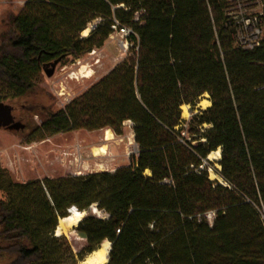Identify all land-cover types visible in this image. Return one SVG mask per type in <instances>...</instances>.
<instances>
[{"label": "trees", "instance_id": "16d2710c", "mask_svg": "<svg viewBox=\"0 0 264 264\" xmlns=\"http://www.w3.org/2000/svg\"><path fill=\"white\" fill-rule=\"evenodd\" d=\"M230 4L25 1L0 34V91L9 90L8 98L32 91L55 61L101 47L115 18L133 31L128 56L48 112L32 133L109 128L121 135L129 122L137 154L113 172L27 182L0 168L5 264H59L71 249L54 234L58 219L92 205L106 217L79 221L86 241L79 254L108 241L104 264H264V34L252 49L237 46L235 36L247 16H256L264 33V0L254 3L253 15ZM204 94L210 105L184 120L181 106H194ZM217 149L219 175L229 186L199 168Z\"/></svg>", "mask_w": 264, "mask_h": 264}, {"label": "rangeland", "instance_id": "374dc122", "mask_svg": "<svg viewBox=\"0 0 264 264\" xmlns=\"http://www.w3.org/2000/svg\"><path fill=\"white\" fill-rule=\"evenodd\" d=\"M25 1L0 0V34L7 31L11 20L21 11ZM257 1L232 0L230 7L231 10H237V13L240 10L241 13L253 15L259 9L257 5L252 7ZM86 29L87 34L83 35L81 32L82 37L89 34L90 25ZM94 50V53L86 52L77 58L67 57L58 61L50 75L41 72L34 89L24 96L8 98L11 94L9 90L0 91L1 97L7 95L1 102L11 107L14 121L23 125V128L17 129L0 127V168L14 182L96 171L113 172L119 167L127 166L130 157L137 154V145L129 122L123 123L121 135H116L109 128L93 131L79 129L53 134L36 130L32 133L40 126L48 112L64 108L73 98L86 91L128 56V50L125 52L120 48L115 33L110 35L101 47ZM204 100H208V94L200 96L192 107H181V117L188 120L192 114L205 109L202 104ZM106 129L112 133V139L108 141L104 139ZM216 151L220 153V149ZM218 160L207 156L201 164L206 169L208 178L217 183L223 180L219 175ZM88 214L106 217L95 205L85 210L81 219ZM77 225L63 234V241L69 245L71 252L62 256L59 264H82L88 254H79L86 241L84 235L76 230ZM0 264L5 263L0 259Z\"/></svg>", "mask_w": 264, "mask_h": 264}, {"label": "built area", "instance_id": "2783aa9c", "mask_svg": "<svg viewBox=\"0 0 264 264\" xmlns=\"http://www.w3.org/2000/svg\"><path fill=\"white\" fill-rule=\"evenodd\" d=\"M139 19V13H135L134 20L137 21ZM98 20L93 21V23L90 24L91 29L95 27ZM241 26L237 29L236 32V43L237 46H239L242 49H252L259 45L260 39L263 36V30L260 28L258 24V19L256 16H247L243 17L240 20ZM112 35L115 33L118 36V43L120 48L123 51L129 50V47L131 43L129 42V35L133 33L132 29L130 27L121 25L120 22L117 19H113L112 25H111ZM109 35V36H110ZM95 50L92 49L90 53H94ZM199 168H203V165H199ZM219 184L223 186H229L228 183L224 180L222 182H219ZM214 216L213 212L206 213V217L211 220Z\"/></svg>", "mask_w": 264, "mask_h": 264}, {"label": "bare ground", "instance_id": "6f19581e", "mask_svg": "<svg viewBox=\"0 0 264 264\" xmlns=\"http://www.w3.org/2000/svg\"><path fill=\"white\" fill-rule=\"evenodd\" d=\"M87 29H85L83 31V35L87 34ZM204 105V107H207L210 105V102L208 100H204V102L202 103ZM182 108L186 107L185 105L181 106ZM106 141L111 140L112 139V133L109 129H106V134H105V138ZM100 150H102V147L100 148ZM99 150V151H100ZM103 153V152H102ZM208 158H213L218 160L220 158V153L219 151H213L208 155ZM84 211H79L77 209H69L68 215L65 217H60L58 219V223L55 229V235L59 236V235H63L68 233V231L75 225H77L81 219V217L83 216ZM110 249V243L108 241H104L101 243V245L93 250L92 252L88 253L82 264H104L107 261V255Z\"/></svg>", "mask_w": 264, "mask_h": 264}, {"label": "water", "instance_id": "95a60500", "mask_svg": "<svg viewBox=\"0 0 264 264\" xmlns=\"http://www.w3.org/2000/svg\"><path fill=\"white\" fill-rule=\"evenodd\" d=\"M58 61H55L52 64V69L47 75H50L52 73V70L54 68V65ZM0 127H8V128H23V125L17 123L14 121L13 115L11 113V107L7 104H4L0 101ZM69 212V211H68ZM109 253V252H108ZM108 260V255H107ZM107 262V261H106Z\"/></svg>", "mask_w": 264, "mask_h": 264}]
</instances>
